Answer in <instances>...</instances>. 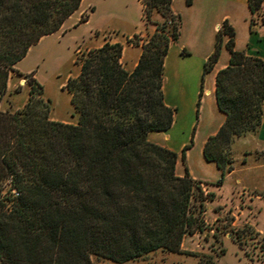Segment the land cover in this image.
<instances>
[{
  "label": "trees",
  "instance_id": "trees-1",
  "mask_svg": "<svg viewBox=\"0 0 264 264\" xmlns=\"http://www.w3.org/2000/svg\"><path fill=\"white\" fill-rule=\"evenodd\" d=\"M80 1L0 0V99L14 64ZM263 1L248 0L251 16ZM171 2L141 0L142 15L156 10L163 25L141 45L132 69L122 64L118 41L77 56L79 70L66 83L76 123L49 118V100L34 80L24 106L0 110V264H93L91 255L134 260L157 249L180 252L183 236L202 229L199 215L214 193L203 194L187 169L177 175V153L148 138L169 129L176 112L162 91L164 57L181 25ZM234 35L224 20L204 63L207 73L227 36L228 61L215 75L225 119L203 145L205 159L220 170L214 185L233 169L234 139L256 132L263 114L264 61L235 49ZM8 178L11 188L4 189ZM197 264L216 261L201 254Z\"/></svg>",
  "mask_w": 264,
  "mask_h": 264
},
{
  "label": "rangeland",
  "instance_id": "rangeland-1",
  "mask_svg": "<svg viewBox=\"0 0 264 264\" xmlns=\"http://www.w3.org/2000/svg\"><path fill=\"white\" fill-rule=\"evenodd\" d=\"M80 5L65 24H62L55 32L41 36L29 47L25 56L14 64L13 70L10 71L6 92L0 99V110L13 112L24 106L29 97V82L34 80L42 85V97L49 100V118L76 123L77 114L70 102L66 83L67 79L76 75L79 70L77 56L83 55L90 48L101 46L106 41L112 42L110 40L112 38L120 39L126 46L130 44V41L142 45L155 31L157 25L159 27L163 25V18L156 10L151 11L148 19L142 15L141 0H81ZM179 14L180 27H182L187 22V18L185 13ZM88 16V21L84 20ZM142 23L146 27L143 36L134 34L126 38L125 32H128L126 27L140 28ZM249 25L250 29L253 26L264 27V1L256 13L249 15ZM170 26L171 24L166 23L165 29L168 30ZM225 27L226 25L222 29L224 30ZM245 34V29H241L239 37L241 35V38H244ZM212 36L215 40L216 33L214 32ZM225 37L221 49L227 50L225 46L227 36ZM257 45L264 56V40ZM253 55L256 54L253 52ZM198 123L201 126L200 129L197 127L193 132V128L188 127L184 131V137L188 132L190 133L188 140H191V135L193 136L194 151L190 163L197 157L196 152L204 120L202 122L199 120ZM262 151L263 149L259 146H253L237 157L232 145L230 149L233 167L237 159H240V164L246 163L247 157L251 154L252 158L256 159L254 163L261 165L259 169L263 175L258 185L260 191H257L261 198L254 202L244 200L242 194H238L236 195L238 198L225 202L226 207L213 204L208 211H206V203L215 197L204 200V211L199 215L202 229L183 236L180 252L157 249L137 259L122 262L91 255L92 263L197 264L199 256L207 254L214 257L216 264H264V160L259 159ZM181 160L184 161L182 158ZM185 169L186 167L183 174ZM3 184L4 189L11 188L9 178L5 179ZM207 185L206 182L200 183L203 194L211 192L207 190ZM14 192L15 188L10 189L11 195H15ZM196 205L198 201L195 197L192 200V207Z\"/></svg>",
  "mask_w": 264,
  "mask_h": 264
},
{
  "label": "crops",
  "instance_id": "crops-1",
  "mask_svg": "<svg viewBox=\"0 0 264 264\" xmlns=\"http://www.w3.org/2000/svg\"><path fill=\"white\" fill-rule=\"evenodd\" d=\"M81 6V5H80ZM171 9L174 13H185L187 22L180 27L179 37L169 44L164 57L162 91L164 101L168 106L174 107L176 112L172 125L166 131H155L148 135L149 140L166 146L178 155L175 172L182 176L184 167L188 174L196 180L206 182L207 190L214 193V199L206 203V211L213 204L225 206V202L236 195L242 194V199L256 201L261 198L257 191L262 173L260 164L251 154L244 164L237 159L233 169L226 174L220 185H214L220 177V170L213 161H208L203 155V145L209 135L214 134L225 119V114L218 108L215 97V75L217 70L227 64L229 54L226 49H221L218 60L212 69L204 73V63L214 48L213 33L217 32L221 23L227 20L233 27L234 47L253 55L261 57L257 43L264 40V27L249 25L248 0H172ZM180 15V14H179ZM71 18V15L63 22ZM89 16L86 21H88ZM85 22V21H84ZM143 23L140 28L126 27V38L134 34L143 36ZM245 29V37L241 38L240 30ZM125 35V34H124ZM122 44L121 62L127 69H132L141 53V44L130 41L127 46L117 38L110 39ZM256 41V44H255ZM254 47V48H253ZM196 115V117H194ZM199 120H204V127L200 134V143L197 157L190 163L194 143L188 140L190 133L184 137V131L189 128L194 130L199 127ZM64 121V120H62ZM188 131V130H187ZM249 141V144H248ZM184 151V161L181 160V151ZM259 146L263 151L260 160H264V102L263 114L259 128L256 132L238 137L232 147L234 153L240 157L250 147ZM253 161V163L251 162ZM217 215L218 212L215 211Z\"/></svg>",
  "mask_w": 264,
  "mask_h": 264
},
{
  "label": "built area",
  "instance_id": "built-area-1",
  "mask_svg": "<svg viewBox=\"0 0 264 264\" xmlns=\"http://www.w3.org/2000/svg\"><path fill=\"white\" fill-rule=\"evenodd\" d=\"M16 193V192H15Z\"/></svg>",
  "mask_w": 264,
  "mask_h": 264
}]
</instances>
